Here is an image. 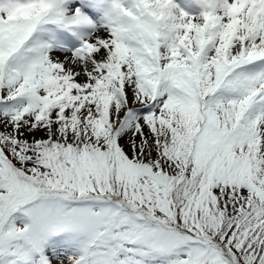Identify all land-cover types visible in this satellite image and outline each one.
I'll return each instance as SVG.
<instances>
[{
    "label": "snow or ice",
    "instance_id": "obj_1",
    "mask_svg": "<svg viewBox=\"0 0 264 264\" xmlns=\"http://www.w3.org/2000/svg\"><path fill=\"white\" fill-rule=\"evenodd\" d=\"M0 264H264V0H0Z\"/></svg>",
    "mask_w": 264,
    "mask_h": 264
}]
</instances>
